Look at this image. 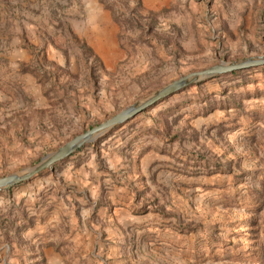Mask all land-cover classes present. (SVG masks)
<instances>
[{
    "label": "rangeland",
    "instance_id": "obj_1",
    "mask_svg": "<svg viewBox=\"0 0 264 264\" xmlns=\"http://www.w3.org/2000/svg\"><path fill=\"white\" fill-rule=\"evenodd\" d=\"M258 56L264 0H0V178ZM0 264H264V67L193 83L0 192Z\"/></svg>",
    "mask_w": 264,
    "mask_h": 264
},
{
    "label": "water",
    "instance_id": "obj_2",
    "mask_svg": "<svg viewBox=\"0 0 264 264\" xmlns=\"http://www.w3.org/2000/svg\"><path fill=\"white\" fill-rule=\"evenodd\" d=\"M262 67H264V56H258L232 63L221 62L220 64L214 65L208 69L190 73L169 84L145 100H142L141 102L121 111L85 133L76 136L56 151L43 157L38 164L19 173L0 178V192L8 191L19 184L32 180L47 170H51L54 165L70 157L84 145L93 142L112 129L131 121L137 115L152 107L158 101L182 91L193 83H198L215 76Z\"/></svg>",
    "mask_w": 264,
    "mask_h": 264
},
{
    "label": "trees",
    "instance_id": "obj_3",
    "mask_svg": "<svg viewBox=\"0 0 264 264\" xmlns=\"http://www.w3.org/2000/svg\"><path fill=\"white\" fill-rule=\"evenodd\" d=\"M237 72H239V71H237ZM233 73H236V72H233ZM233 73H230V74H233ZM77 152H78V151H77ZM54 167H55V165H54ZM54 167H53V168H54ZM22 184H23V183H22ZM19 185H20V184H19Z\"/></svg>",
    "mask_w": 264,
    "mask_h": 264
}]
</instances>
